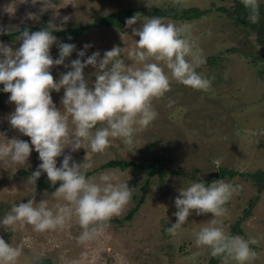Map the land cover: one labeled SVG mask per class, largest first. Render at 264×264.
<instances>
[{"label": "rangeland", "instance_id": "1", "mask_svg": "<svg viewBox=\"0 0 264 264\" xmlns=\"http://www.w3.org/2000/svg\"><path fill=\"white\" fill-rule=\"evenodd\" d=\"M166 3L209 9L205 16L199 18L159 17L177 26L190 25L186 38L194 52L202 50L204 60L211 54L219 56V63L205 61L196 69L211 80V86L207 90H195L173 80L171 91L153 101L158 116L148 128L136 135V143L127 145L116 139L103 153L89 151L87 154L85 149L71 153L77 163L83 162L88 155L93 163L88 170L91 171L89 177L113 173L121 181L128 182L137 197L148 177L145 170L134 167L99 168L100 164L114 157L145 161L157 157L164 173L162 176L158 173L149 176V191L134 215L130 219L124 218L136 203L137 197L132 195L121 215L112 218L104 237L95 243L77 244L80 228L75 217L65 228L45 233H36L30 226L17 227L14 231L0 228V237L23 248L24 254L18 264H36L34 255L49 258L51 264H67L69 259L78 257L85 250L96 256L95 264H208L210 250L197 247L193 233L212 218L210 213L196 215L193 211L176 236L165 231L176 222L174 201L179 196V189L200 179L205 184L220 179L241 186L238 194H234L226 205L229 214L224 219V227L232 235L256 238L259 243L251 247L256 251L257 259L249 264H264V187L258 192L255 180L243 174L264 167V45L256 40L254 30L243 23L236 24L222 9L231 8L233 0H0V26L6 31H14L23 24H40L45 17L55 27L75 26L117 9ZM259 3L264 11V0H259ZM145 17L152 16H140L141 20L133 27H142ZM17 36L12 39L0 36V42L15 50L21 43ZM56 37L59 42L76 46L65 59V65L69 67L59 65L50 69L56 80L61 73L71 70L72 60L80 58L83 62L96 51L102 58L103 53L114 46L130 50L135 48V40H139L125 24L123 28L91 26L76 39ZM85 44L91 47L85 50ZM82 50L85 51L83 58L77 55ZM50 54L53 59L59 58L57 45L51 47ZM122 58L127 64L131 63L123 50ZM165 71L168 70L165 68ZM94 72L92 66L84 69L85 78L92 83L95 81ZM63 94V88L59 92H51L53 102L61 110ZM9 96L10 93H6L0 98V134L30 143L29 137L13 129L9 123L8 117L16 107L9 102ZM170 100L174 101L171 107L168 106ZM69 152L70 149H65V154ZM62 160L63 156L57 158L58 167ZM40 163L33 148L26 166L8 170L0 167V219L11 210L13 203H26L33 197L39 202L46 198L45 192L50 195L54 191L37 188V181L36 184H26ZM221 166L232 168L235 173H226L219 178L210 174L218 172ZM40 177L47 178V174L42 173ZM257 194L258 198L250 205V199ZM56 203L50 200V206ZM249 207L250 212L244 215ZM238 220L240 232H233L232 226ZM216 264H222V260ZM229 264L237 262L230 261Z\"/></svg>", "mask_w": 264, "mask_h": 264}, {"label": "clouds", "instance_id": "2", "mask_svg": "<svg viewBox=\"0 0 264 264\" xmlns=\"http://www.w3.org/2000/svg\"><path fill=\"white\" fill-rule=\"evenodd\" d=\"M241 3L248 10V20L257 23L259 0H241ZM140 16L136 13L125 21L132 35L139 37L135 48L114 46L102 58L96 51L83 62L80 58L72 60L71 70L61 73L58 80L50 69L59 65L69 67L65 59L76 46L59 42L52 34L57 30L52 23L39 31L20 32L16 39L21 43L15 50L0 42V84L4 86L3 92L10 93L9 102L16 106L8 120L13 129L30 138L29 143L0 134L3 137L0 167L8 170L26 166L34 148L41 163L26 184H36L42 173H46L54 188L50 195L45 192L46 198L39 202L33 197L26 203H13L11 210L0 219V228L14 231L17 227L30 226L36 233H45L65 228L75 217L80 228L77 244L86 246L99 241L112 218L120 216L130 202L134 188L110 172L98 178L89 177L87 172L93 163L88 159V152L103 153L116 139L127 145L136 143V135L158 116L153 101L171 91L173 80L195 90H207L211 86V80L196 70L205 60L202 50L194 52L186 38L190 25L177 26L152 16L143 19L142 27L134 28ZM3 34L7 31L0 26V35ZM54 44L59 48L57 59L50 54ZM83 47L87 50L91 45ZM122 50L130 64L122 58ZM77 55L83 58L85 51ZM88 66L95 69L94 83L85 78L84 69ZM61 88L64 89L62 110L51 96L52 91L59 92ZM173 103L170 100L168 106ZM65 149L70 152L65 154ZM80 149H85L87 154L83 162L77 163L71 153ZM61 156L63 160L58 167L57 158ZM240 188L220 179L210 184L200 179L182 187L174 201L176 222L165 229L166 233L176 236L193 211L196 215L210 213L212 218L193 233L195 245L208 248L211 256L220 258L222 264L254 261L257 253L251 245L259 241L232 235L224 227V219L229 214L226 205ZM50 200L57 203L50 206ZM23 254L21 246L0 237V264H18ZM38 259L34 255L33 260ZM95 260L96 256L85 250L67 264H95Z\"/></svg>", "mask_w": 264, "mask_h": 264}, {"label": "trees", "instance_id": "3", "mask_svg": "<svg viewBox=\"0 0 264 264\" xmlns=\"http://www.w3.org/2000/svg\"><path fill=\"white\" fill-rule=\"evenodd\" d=\"M223 10L227 12L229 16L233 18V21L236 24L243 23L249 26L250 29L255 31L256 40L264 45V11L261 9L260 6V17L257 23H251L248 20V10L245 9L241 0H233V6L231 8L222 7ZM209 11L208 8L200 7L196 5H171L169 3L163 5H155V4H144L140 6H131L128 8H121L115 11L106 13L101 17L85 23L79 24L75 26H64V27H55L57 30L53 31V35H56L61 38H69L76 39L79 35L84 33L89 27L91 26H115L118 28H123L125 21L127 18H131L134 14L140 13L141 16H162V17H172L176 19H192V18H199L203 17ZM49 22L45 20L40 24H23L18 30L14 31H7V34L0 35L5 39H12L13 37L17 36L23 30L27 29L30 32L39 31L42 28L47 27ZM205 61L208 63H219L220 58L217 55L211 54L205 57ZM264 71V69H263ZM3 84H0V98L2 95L6 94L2 91ZM105 167H119L121 169H125L127 167H134L143 169L148 173V177L146 178L145 182L141 185V193L137 197L133 194L134 197H137L135 205L128 210L125 214L124 218L130 219L134 213L138 210L139 206L145 199L146 193L149 191L150 187V180L149 176L153 175L154 173H158L160 176L164 173L162 163L160 159L154 157L150 161H145L141 158L133 159V158H123V157H114L110 158L103 163L100 164L99 168ZM91 171L87 172L89 175ZM226 173L229 175H233L235 170L232 168L221 166L218 170V178L224 176ZM243 174H247L249 177L255 180L257 184L258 192H261L264 187V167L258 168L253 172H243ZM241 174V175H243ZM202 180V179H201ZM59 186V182H57L56 187ZM37 188H48L50 190H54V188L50 185L48 178L39 177L36 184ZM258 198V194L253 196L250 199V205ZM250 212V207L245 210L244 215H247ZM238 221L232 226L233 232H240V227L238 226ZM219 260L218 257L210 256L208 264H216ZM36 264H51V260L45 257H39L38 260H34Z\"/></svg>", "mask_w": 264, "mask_h": 264}, {"label": "water", "instance_id": "4", "mask_svg": "<svg viewBox=\"0 0 264 264\" xmlns=\"http://www.w3.org/2000/svg\"><path fill=\"white\" fill-rule=\"evenodd\" d=\"M210 174H213L214 176H216V175H218V172L217 171H213Z\"/></svg>", "mask_w": 264, "mask_h": 264}]
</instances>
